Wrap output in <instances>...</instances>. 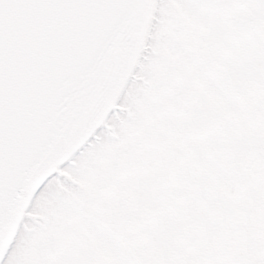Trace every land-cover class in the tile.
Segmentation results:
<instances>
[{"label": "rangeland", "instance_id": "obj_1", "mask_svg": "<svg viewBox=\"0 0 264 264\" xmlns=\"http://www.w3.org/2000/svg\"><path fill=\"white\" fill-rule=\"evenodd\" d=\"M170 4L121 132L35 201L11 264H264V0Z\"/></svg>", "mask_w": 264, "mask_h": 264}, {"label": "water", "instance_id": "obj_2", "mask_svg": "<svg viewBox=\"0 0 264 264\" xmlns=\"http://www.w3.org/2000/svg\"><path fill=\"white\" fill-rule=\"evenodd\" d=\"M152 11L142 0L122 12L58 7L10 17L0 41V127L6 121L9 149L7 167L0 165V257L16 240L40 181L115 106L138 63ZM69 89L79 97L78 118L65 122L54 101ZM53 127L55 139L41 145L16 180L19 148L39 143Z\"/></svg>", "mask_w": 264, "mask_h": 264}, {"label": "snow or ice", "instance_id": "obj_3", "mask_svg": "<svg viewBox=\"0 0 264 264\" xmlns=\"http://www.w3.org/2000/svg\"><path fill=\"white\" fill-rule=\"evenodd\" d=\"M181 2L188 7H200L212 2V0H181ZM149 3L153 8L152 22L149 29L150 35L145 41V48L141 52L133 74L128 77L119 98L115 101V106L107 111L104 116V121L87 134L84 142L75 148L66 159L61 160L55 170L49 172L40 181L33 194V201L39 199L42 194H46L51 188L56 187L58 178L60 180H66L62 175L65 171H73L78 167H82L88 162L92 153L101 150L106 143L115 141L116 137L112 133L121 132L122 127H124L123 121L128 120L129 111L134 110V108L129 107L131 105L130 97L143 94V90L135 84L136 73L152 58L153 53L151 52L150 46L155 42L156 35L166 33L168 26L165 23L162 10L168 9L171 11L172 8L170 0H149ZM141 6L142 0H0V41H3L4 36H6L10 17L15 16L19 18L25 12L31 10L77 7L122 12ZM78 101L79 97L75 95L74 89H69L59 96L54 101V112L60 113L57 119L64 120L65 122L77 119ZM66 106L67 110H65ZM109 125H112V128H109ZM56 132L57 129L53 127L49 130L46 137L40 139L39 143L32 144L27 149L25 147L19 148L16 163V180L22 181L24 165L31 159L32 155L39 154L41 145L46 147L49 142L55 139ZM8 154V129L5 121L3 126L0 127V165H3L5 168L8 164ZM32 207L30 204L26 212H31ZM25 219H27V216ZM22 227L23 224H21ZM19 231L20 229H18ZM16 245L17 242L14 241L8 246V251L0 257V264H11V259L16 252Z\"/></svg>", "mask_w": 264, "mask_h": 264}]
</instances>
